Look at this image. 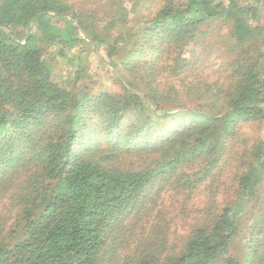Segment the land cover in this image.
Returning <instances> with one entry per match:
<instances>
[{"label":"trees","instance_id":"16d2710c","mask_svg":"<svg viewBox=\"0 0 264 264\" xmlns=\"http://www.w3.org/2000/svg\"><path fill=\"white\" fill-rule=\"evenodd\" d=\"M0 264H264L263 0H0Z\"/></svg>","mask_w":264,"mask_h":264},{"label":"rangeland","instance_id":"374dc122","mask_svg":"<svg viewBox=\"0 0 264 264\" xmlns=\"http://www.w3.org/2000/svg\"><path fill=\"white\" fill-rule=\"evenodd\" d=\"M68 1L76 2L79 5L82 3L85 4L88 1L94 2V0H68ZM143 1L144 0H137L139 9H140L141 3ZM246 1H249V0H246ZM263 3H264V0H263ZM98 5H100V4H98ZM131 6L132 5L130 4V6L128 8L131 9ZM151 8H153V6ZM153 10H156V7L153 8ZM135 17H136V15L134 14V17H132V18H135ZM125 26L126 25L119 24V26L116 28V30L113 31V35L117 36L119 33L126 31L127 27H125ZM63 30H65V28ZM48 48H49L50 54L58 53V51L61 49V48H59V46H55V45H50ZM211 51H215V52H211ZM82 54L84 56H90L91 62L94 65L99 64L95 54H91V53L84 54V52H82ZM184 56L188 59H192L194 57L198 58L199 68H200V70L198 71V74H200V76H206V77H210V78L214 79L215 77H218V76L220 77V75H221V77H223L225 79L226 73L224 72V69H225L224 66L226 64L227 57L225 55H223L219 50H205L199 46L190 44L185 49ZM53 64H54V68H55L54 78L58 81H62L64 78L65 70L67 69V66H65L61 60L57 64L56 63H53ZM101 73L103 74V72H101ZM93 78L101 80V82H97V84L95 85L96 89H100V90L107 89L108 84H110L109 79L106 80L104 78H99L97 76H94ZM178 230H180V227H178ZM171 239H174V236L171 237ZM247 247H249V242L246 239V237H242L237 242L232 254L235 257L244 256L246 254L245 251H246Z\"/></svg>","mask_w":264,"mask_h":264}]
</instances>
